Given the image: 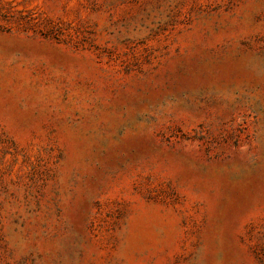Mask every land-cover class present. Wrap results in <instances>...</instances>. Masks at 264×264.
<instances>
[{
  "label": "rangeland",
  "instance_id": "obj_1",
  "mask_svg": "<svg viewBox=\"0 0 264 264\" xmlns=\"http://www.w3.org/2000/svg\"><path fill=\"white\" fill-rule=\"evenodd\" d=\"M0 264H264V0H0Z\"/></svg>",
  "mask_w": 264,
  "mask_h": 264
}]
</instances>
